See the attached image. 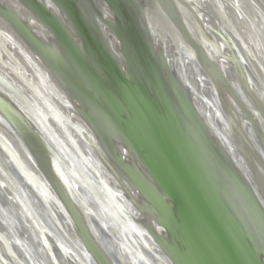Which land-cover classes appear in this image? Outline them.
<instances>
[{"label": "water", "instance_id": "1", "mask_svg": "<svg viewBox=\"0 0 264 264\" xmlns=\"http://www.w3.org/2000/svg\"><path fill=\"white\" fill-rule=\"evenodd\" d=\"M12 1L0 0V264H264L255 2L168 0L179 36L166 40L144 0ZM55 51L81 55L96 82L72 86ZM43 67L50 118L27 95Z\"/></svg>", "mask_w": 264, "mask_h": 264}, {"label": "bare ground", "instance_id": "2", "mask_svg": "<svg viewBox=\"0 0 264 264\" xmlns=\"http://www.w3.org/2000/svg\"><path fill=\"white\" fill-rule=\"evenodd\" d=\"M141 1H143V0H138V3H136V4H140ZM170 1L172 2V0H170ZM174 1H175L176 4H178L177 1L179 2V0H174ZM185 1H189V0H185ZM253 1L255 2V6L258 7L259 10H262V12H264V0H253ZM7 2H9L10 4H12L14 7L16 6V9L18 8L17 4H15L14 1L7 0ZM144 2L145 3L142 2L144 6L142 5L141 14H142L144 20L152 28L153 27H156V28L160 29L162 35L164 36V38L166 40L171 39L170 38L171 35H174V37L175 36L176 37L179 36V35H175L173 33L174 31L171 28L172 27V24L174 23L173 22L174 21L173 20V15L169 14V13H171V11H169V9L166 8L165 3H164V2H166V4H167V2H169L168 0H162V2H161V0H144ZM179 7H181V6L180 5H177L176 8H179ZM21 13H23V10L21 11ZM262 28H264V27L262 26ZM41 34H42L43 37H46L47 36L44 33H41ZM3 57L6 58L7 56H3ZM24 64L26 65V63H24ZM3 66H4V63L0 61V72H2L1 70H2V67ZM225 66L226 65L224 64V67ZM28 71L31 74L32 79H33L32 80L33 81V84L31 86L32 88L30 87L29 90H28V92H27V95L29 96V99L32 100L33 102H35L36 104H38V106H41V108H42V110L44 112V115L46 117H49L50 118L53 113H54V115H57L55 113L54 107H52V105H49L50 103H49V99L48 98H51L52 96L49 95V93L47 91V88L45 87V82H44V79L46 81L47 80H50L48 77H53L52 74L45 67H43L44 73H40V74L37 71H35V70L29 69ZM40 75H42V76H40ZM17 81H18L17 83H19V84L21 83L22 86H24L23 89L26 88V86H25V84H23V82H20L19 80H17ZM26 89H28V88H26ZM43 101H46V103L47 102L48 103L45 105L43 103ZM74 173H75V175L77 177V180L78 181H81V183L85 187L89 188V185L90 184L88 185V183L86 182V178H84V180H83V177L84 176L81 173L78 174L75 171H74ZM87 173H88V171H87ZM88 174L90 176L89 178L96 180V176H92L91 173H88ZM91 187L93 188L94 191L99 189L97 185H96V187L95 186H91ZM88 191H89V193H92L91 192L92 189L91 190H88ZM40 197L42 199H44V200L48 199L43 190L41 191ZM33 221H34V219H33ZM47 239L49 240V239H52V238L47 235ZM49 241H52V240H49ZM121 258H122V260L124 262H126L125 261V258L123 256H121Z\"/></svg>", "mask_w": 264, "mask_h": 264}, {"label": "rangeland", "instance_id": "3", "mask_svg": "<svg viewBox=\"0 0 264 264\" xmlns=\"http://www.w3.org/2000/svg\"><path fill=\"white\" fill-rule=\"evenodd\" d=\"M75 17H76L75 18L76 22L79 24V26H81L80 28H81L83 34L86 36V39L92 40L93 35L90 31L89 26L86 24V22L83 20V18L79 15V13L75 14ZM119 18H120L119 19V25L117 27L118 30L120 32H123V35L125 36V38H127V40H136L137 42H139V35H138L139 33L137 34V30L134 28V27H136V25L134 27H132L131 18L128 15V13L126 12L125 16H123V14H121V12H120ZM49 22H51V25L58 32L59 40H71V38L69 37L64 26H62L60 23H58L54 19L49 18ZM62 49H63V53H64V48H62ZM63 53L59 54L57 51H55L52 53V55H53L54 60L56 61L57 65L61 68V70L64 71L66 75H68V77L71 81V85L74 87H78V88L81 87V83L83 82L82 79L89 81L91 84L92 83L91 80H93V79H91L89 77L90 67L88 65H84V66L81 65L82 61H79V60L83 59L82 56L79 55L81 58H76L75 56L68 58V56L63 55ZM77 71H82V72L78 73V75H77ZM82 73L84 74L83 77H82ZM94 82H96V81H94ZM68 201L72 202V200L69 198V196H68Z\"/></svg>", "mask_w": 264, "mask_h": 264}]
</instances>
